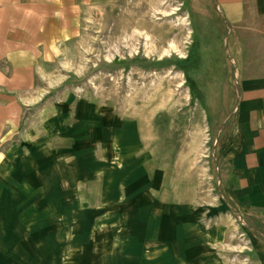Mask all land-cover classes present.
Returning <instances> with one entry per match:
<instances>
[{
  "label": "rangeland",
  "instance_id": "rangeland-1",
  "mask_svg": "<svg viewBox=\"0 0 264 264\" xmlns=\"http://www.w3.org/2000/svg\"><path fill=\"white\" fill-rule=\"evenodd\" d=\"M232 32L212 0H0V264H262L216 175Z\"/></svg>",
  "mask_w": 264,
  "mask_h": 264
},
{
  "label": "crops",
  "instance_id": "crops-1",
  "mask_svg": "<svg viewBox=\"0 0 264 264\" xmlns=\"http://www.w3.org/2000/svg\"><path fill=\"white\" fill-rule=\"evenodd\" d=\"M212 1L234 29L232 57L241 75L233 122L218 144L216 175L243 215L260 219L262 229L254 231L264 234V0Z\"/></svg>",
  "mask_w": 264,
  "mask_h": 264
}]
</instances>
